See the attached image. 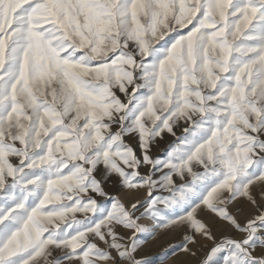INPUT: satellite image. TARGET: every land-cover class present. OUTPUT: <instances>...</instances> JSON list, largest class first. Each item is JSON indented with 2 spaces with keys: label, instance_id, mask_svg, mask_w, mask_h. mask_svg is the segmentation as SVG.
Returning a JSON list of instances; mask_svg holds the SVG:
<instances>
[{
  "label": "snow or ice",
  "instance_id": "obj_1",
  "mask_svg": "<svg viewBox=\"0 0 264 264\" xmlns=\"http://www.w3.org/2000/svg\"><path fill=\"white\" fill-rule=\"evenodd\" d=\"M171 232L264 264V0H0V264Z\"/></svg>",
  "mask_w": 264,
  "mask_h": 264
},
{
  "label": "rangeland",
  "instance_id": "obj_2",
  "mask_svg": "<svg viewBox=\"0 0 264 264\" xmlns=\"http://www.w3.org/2000/svg\"><path fill=\"white\" fill-rule=\"evenodd\" d=\"M166 144L167 140L157 144L153 149L154 153L163 154ZM107 190L111 192V186ZM141 223L149 222L145 220ZM140 239L145 240L146 243L140 248L138 256L147 259L150 264H196L194 258L180 253L178 245L182 240L181 232L158 233L155 239L147 234H141Z\"/></svg>",
  "mask_w": 264,
  "mask_h": 264
}]
</instances>
